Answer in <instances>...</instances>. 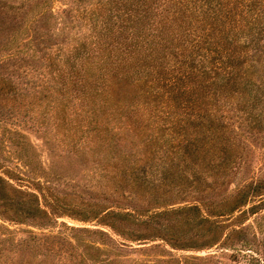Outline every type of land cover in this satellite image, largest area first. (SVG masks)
Listing matches in <instances>:
<instances>
[{
	"label": "trees",
	"instance_id": "1",
	"mask_svg": "<svg viewBox=\"0 0 264 264\" xmlns=\"http://www.w3.org/2000/svg\"><path fill=\"white\" fill-rule=\"evenodd\" d=\"M53 1L0 0V121L59 135L95 180L80 220L124 242L0 224V264H123L156 238L264 264V0ZM2 171L0 220L50 227L52 198Z\"/></svg>",
	"mask_w": 264,
	"mask_h": 264
},
{
	"label": "rangeland",
	"instance_id": "2",
	"mask_svg": "<svg viewBox=\"0 0 264 264\" xmlns=\"http://www.w3.org/2000/svg\"><path fill=\"white\" fill-rule=\"evenodd\" d=\"M51 4L55 9L62 7L58 0ZM31 116L32 112H20L12 121H0V174L6 177L2 170L8 168L11 171L10 183L20 190L38 194V200L42 205L45 194L52 198L56 208L54 221L47 228L2 220L0 224L14 230L13 239L25 237L27 231L35 234L63 231V225H66L91 230L100 229L110 233L115 241L124 242L95 220H80L83 210L80 200L97 198L95 192L86 188L90 187V184H95L93 172L90 169L88 172L80 171L83 165L80 161L71 160L66 156L65 148H62L60 142L55 139L59 135L54 137L53 130L47 126L37 127L36 123L31 121ZM50 135L54 137L53 142L48 138ZM255 165L256 161L252 159L251 167ZM245 176L247 173L233 178L229 189ZM45 186L49 188L46 191ZM98 198L102 200L101 202L115 206L114 202ZM125 243L129 246L119 251H110L123 264H247L245 258L239 255L234 257L229 250L217 248L216 245L199 249L175 248L169 245L168 241L159 238ZM112 253H108V256H112Z\"/></svg>",
	"mask_w": 264,
	"mask_h": 264
}]
</instances>
